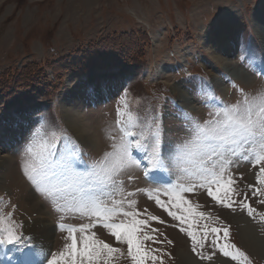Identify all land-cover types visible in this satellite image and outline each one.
Returning a JSON list of instances; mask_svg holds the SVG:
<instances>
[{"label": "rangeland", "instance_id": "rangeland-1", "mask_svg": "<svg viewBox=\"0 0 264 264\" xmlns=\"http://www.w3.org/2000/svg\"><path fill=\"white\" fill-rule=\"evenodd\" d=\"M221 21L234 24L236 32L218 53L210 49L209 40L213 39L211 29L217 32ZM260 22L264 23V0H0V83L8 78V89L0 90V156L9 155L15 162L14 169L27 182L20 185L8 178L1 183L6 188L0 187V229L12 226L24 239L32 238L23 251L15 250L20 245H7L11 251L6 256L0 254V264H47L51 254L58 255L70 243L68 228H78L81 224L92 225L89 234L95 233L96 239L120 250L106 255L100 264H134L126 243L118 242L109 229L88 214L74 210L79 199L75 187L48 197L28 175L33 174L34 168H43L47 180L39 188L63 189L70 176L65 161L72 160L76 172L87 173L94 164L105 160V153L112 152L113 145H119L125 133H136L138 137L142 134V143L146 144V138L157 128L161 156L167 166L152 170L168 178L169 183L149 181L144 176L145 168L138 163L144 154L136 151L133 159L115 175V188L105 187L98 180H90L91 187L86 183L84 188L95 194H100L102 189L111 192L110 198L102 197L108 205L122 201L125 211L138 212L137 219L148 221L140 235L156 237L159 242L147 240L144 244L149 250H158L152 254L161 259H148L147 264H181L182 250L197 257L200 264H218L215 258L235 264H264V257L242 241L247 225L264 237V219L260 215L264 213V195H253L250 187H264L256 180L259 167L264 165L254 166L238 156L226 157L231 163L224 168V179L235 181L231 198L239 202L247 194L245 202L256 210L249 216L239 203L232 209L224 207L199 186L200 181L193 176L194 166L184 163L195 157L198 145L190 144L185 152L178 149L191 140L189 128L194 123L211 119V114L225 104L264 94V41L258 29ZM212 25L218 26L212 28ZM109 39L122 42L124 48L135 44L142 56L139 62L131 63L113 55ZM98 42L110 54L100 58L105 66L80 68L55 81L57 75L52 70L55 64L63 60L78 64L81 54L90 53ZM227 61L235 69L228 67ZM33 65L45 72L38 83H15L13 76ZM47 79L56 87L44 91ZM65 111L79 115V119H88L91 127L96 125L103 132L98 148L72 130ZM52 144L55 147L50 149V154L45 152L46 146ZM255 150L258 151V146ZM42 155L46 160L42 161ZM176 161L181 162L179 168ZM4 172L0 169V179ZM175 185L196 186L189 192L172 187ZM27 187L50 212L54 233L45 248L28 231L37 213L30 211L23 198ZM165 191L168 195L162 194ZM177 194L188 202L185 207L204 214L196 217V224L183 226L196 231L198 240L205 224L228 227L230 238L225 242L246 253L247 261L225 257L211 243V233L203 248H197V255L192 250L191 238L180 230L179 221L156 200L172 201ZM152 216L159 220H152ZM116 219L130 218L121 215ZM60 224L64 225L63 230L58 227ZM76 235L78 240L83 237L79 231ZM40 251L48 255L42 257Z\"/></svg>", "mask_w": 264, "mask_h": 264}, {"label": "snow or ice", "instance_id": "snow-or-ice-1", "mask_svg": "<svg viewBox=\"0 0 264 264\" xmlns=\"http://www.w3.org/2000/svg\"><path fill=\"white\" fill-rule=\"evenodd\" d=\"M212 118L203 123H194L189 131L191 140L185 144L178 146L180 152L188 150L189 145L195 143L198 145V151L192 160L184 161L194 166L193 176L200 181V187L207 190V194L222 206L232 209L239 203L242 210H246L249 216H253L256 211L251 207L250 203L245 200L239 202L232 199L235 189L231 186L235 183L231 178L225 180L223 176L224 168L231 163L226 157H239L253 163L254 166L264 165V94L259 96H245L242 101L232 105H227L220 110L211 114ZM142 134L140 137L136 133L127 132L119 145H113V151L105 153V160L101 163L94 164L91 171L87 173H78L73 167L72 160L65 161V168L70 176L65 181L64 188H53L46 191L39 188V184L46 181L47 177L43 174V168L40 170L33 169V174L28 178L38 185V190L45 196L52 197L60 195L62 191L75 187L79 191V199L77 201V212L88 214L94 218L96 223L110 230V234L116 238L118 242H124L128 246V254L134 261V264H147V260H160L161 257L152 253L158 251L156 249L149 250L145 247L144 242L152 240L154 243L159 242L155 236L140 233L144 227L148 225L147 220L137 219L138 212L125 211L122 207V201H114L112 205H108L103 196L111 197V192H105L103 189L100 194L92 193L84 188V184L88 183L91 187L90 180H98L105 187L115 188V175L119 173L126 162L133 159L136 151H142L143 160L138 161L145 169V175L152 179L151 170L160 167H166L164 158L161 156V137L159 128L152 133L150 138H146V144L142 143ZM247 146V148H246ZM258 146V151L255 150ZM55 145H47L45 152L50 154V149ZM31 151V149H29ZM74 153V149H73ZM110 158V159H109ZM42 161L46 160V156L42 155ZM168 164L174 163L168 161ZM176 166L180 167V161H176ZM187 171V169H184ZM26 170V175H27ZM256 180L264 186V167H259ZM196 185L184 187L175 185L179 191H192ZM253 187V195L259 193L264 195V187ZM163 195H168L165 191ZM160 207L165 208L168 214L175 220L179 221L180 230L185 232L192 242V250L199 255L197 248H203L205 239L209 233L213 239L211 243L214 247L223 253L225 257H230L233 261H247V255L235 244L227 243L230 238L228 227H209L203 225L202 238L197 239L196 231L185 224H196L197 216H203V213H195L191 207H185L188 203L179 194L173 196L172 201H164L156 198ZM175 208L176 210H171ZM61 211V209H57ZM128 217L127 221L119 220L118 216ZM264 219V213H261ZM152 220H159V217L152 216ZM163 222V221H161ZM58 227L63 230L64 225ZM92 227L90 224H81L77 228L71 226L68 228L69 244L65 245L64 251L58 255L51 254V259L47 264H100L101 260L107 255L120 251L103 240L95 238V233L89 234L88 229ZM77 231L83 234L81 240L77 238ZM157 231V230H153ZM31 237L24 239L18 234L14 227L0 229V245H20L16 251H23L24 247H28L31 243ZM171 243V241H169ZM39 255L46 256L47 253L40 251Z\"/></svg>", "mask_w": 264, "mask_h": 264}, {"label": "bare ground", "instance_id": "bare-ground-1", "mask_svg": "<svg viewBox=\"0 0 264 264\" xmlns=\"http://www.w3.org/2000/svg\"><path fill=\"white\" fill-rule=\"evenodd\" d=\"M218 25H212L211 27H217ZM264 23L260 22V25H258V29L260 32V35L264 41ZM218 31L213 33L212 35L213 39L209 40L211 42V48L215 52H218L219 50L224 49V47L227 46L229 41L235 37V25L230 24L221 21V24L219 27H217ZM215 31V30H214ZM210 35V34H209ZM211 38V37H210ZM219 53V52H218ZM228 62V67H231L232 69L235 67L232 65L230 61ZM236 72V70H235ZM237 73V72H236ZM174 89H177L175 87ZM66 113V120L69 124V126L72 128V130L78 135L82 136L85 140L90 142L91 144H94L97 148L99 147V142L102 140V136L104 135L102 131H99L98 127L95 125L91 127L88 123H91L88 119L87 121L84 119H79V115L73 114L72 112L65 111ZM71 116V117H70ZM4 156V155H3ZM15 162L11 160L10 156L8 155L6 157L0 156V169L5 170L4 173H2V178L0 179V187L6 188L4 185H1V183H4L5 180L8 178L14 179V183H20V185H26V181L22 175V173L19 172V170H15ZM26 202H28L32 212L37 213V218L35 219L34 225H29L28 230L32 233L33 239H35L37 242L45 246H48L47 244L52 240V233H54L53 223H51L50 219V212L47 211V208L43 205V202L38 198V196L35 194V192L27 187V194L23 197ZM245 234L243 235V242L244 244L255 252V254L264 257V237H261L257 234L254 228L252 226L247 225L244 227ZM43 237V238H41ZM12 249V247L10 246ZM30 250V249H29ZM11 250L7 249V245H0V254L8 255V252L10 253ZM33 252V250H32ZM30 251V253H32ZM212 251L204 254L205 257L208 256ZM215 253V252H214ZM13 254V253H12ZM181 257V264H200V261L195 258L194 256H191V253H189L186 250H182L180 253ZM215 256V255H214ZM5 259V258H4ZM3 259V260H4ZM1 260V259H0ZM9 260V258L7 259ZM215 262L218 264H235L227 261L225 258H215ZM213 260V261H214ZM2 261V260H1ZM3 264V263H2ZM5 264V263H4Z\"/></svg>", "mask_w": 264, "mask_h": 264}, {"label": "trees", "instance_id": "trees-1", "mask_svg": "<svg viewBox=\"0 0 264 264\" xmlns=\"http://www.w3.org/2000/svg\"><path fill=\"white\" fill-rule=\"evenodd\" d=\"M104 40H101L100 42H103ZM110 43L113 45V51L111 53H113V55H117L118 57H122L124 59H129V61L135 62L133 60H136L137 62H139L138 60L142 57L139 56L140 52H138V50L136 49L135 44H128L126 48H124L122 44V42H117L114 40L109 39ZM100 42L96 43V45L93 46V49H91L90 53L88 54H81L83 55V57L81 58L80 62L78 64L72 63V62H68L66 60H63L61 63H57L55 64V69L52 68L53 73L57 75L56 80L55 81H59L62 79V75L69 73L70 71H77L80 68H89V67H101V66H105L106 64H104V61H102L100 58L105 59L108 55L107 50L104 48L103 45L100 44ZM110 52V51H109ZM136 56V57H135ZM135 57V59H133ZM141 61V60H140ZM45 74V72L43 71V69H41V67L38 66H31L29 68L23 69L22 72H20L17 75L13 76V80H15V83L18 82H22V81H30L33 82L35 84H37L38 79ZM8 76H10L9 74H7ZM19 77V78H17ZM11 77L9 78V82H10ZM47 82L46 86H45V90L47 91L54 86V83L51 82L49 79L45 80ZM8 78H6L4 80V82L1 84L0 83V90L6 91L8 89ZM38 86H40V84H38Z\"/></svg>", "mask_w": 264, "mask_h": 264}]
</instances>
